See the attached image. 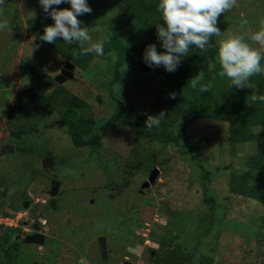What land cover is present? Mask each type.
I'll list each match as a JSON object with an SVG mask.
<instances>
[{
  "label": "rangeland",
  "instance_id": "374dc122",
  "mask_svg": "<svg viewBox=\"0 0 264 264\" xmlns=\"http://www.w3.org/2000/svg\"><path fill=\"white\" fill-rule=\"evenodd\" d=\"M87 3L93 11L78 19L99 40L109 32L117 2ZM41 14L39 0L0 5V22H9L0 31V215L19 218L17 227L0 231L11 230L18 240L36 230L46 237L41 245L0 236V264H168L182 246L197 248L191 260L183 255V264H202L208 256L212 264H264V195L230 188V179L249 168L248 182L264 188V168L249 165L264 125L250 141H234L228 123L212 120L190 125L179 146L147 139L136 133L134 115H114L120 102L149 114L164 77L124 67L116 81L115 61L99 55L86 70L76 67L72 79L56 82L63 91L52 115L21 114L20 108L17 118L15 95L29 86L31 66L56 78L66 62L28 29L27 21ZM261 19L264 0H237L219 17L222 36L214 38L219 44L229 34L256 32ZM72 95L88 102L79 115L93 116V133L103 134L98 151L76 147L68 133ZM4 145L15 151L4 153ZM46 158L53 159L51 168L44 167ZM155 168V182L143 189ZM54 180L60 182L57 202L47 209Z\"/></svg>",
  "mask_w": 264,
  "mask_h": 264
},
{
  "label": "trees",
  "instance_id": "16d2710c",
  "mask_svg": "<svg viewBox=\"0 0 264 264\" xmlns=\"http://www.w3.org/2000/svg\"><path fill=\"white\" fill-rule=\"evenodd\" d=\"M115 1L117 2L115 19L110 25L109 32L105 35L110 36V42L105 44V54L99 56L115 61L116 81L122 78L124 67L164 77L149 114L142 117L134 107L126 106L120 102L121 109L114 115L115 117L125 114L134 115L136 118L134 129L137 134L165 145L179 146L188 127L199 120L228 123L231 138L234 141H250L255 138V127L264 125V103H253L251 96L254 93L264 94V74L251 77V88H231L230 81L226 77L222 78L218 75L220 71L217 60L219 44L214 37L208 51L200 53L199 49L194 46L188 56L182 57L180 65L174 72L166 71L163 65L149 67L143 59L148 45L155 44L158 52L166 51L157 36L156 23H164L158 10L159 0ZM51 24H54V20L46 13L34 16L27 21L28 29L38 41L51 48L66 61H71L76 67L86 70L96 54L80 55L81 49L78 44L69 45L62 39H58L55 43H47L39 39L44 33L45 26ZM30 69L29 86L16 93V103L22 106L21 114L32 110L40 116H50L57 108L63 87L56 83L55 78L50 77L41 69L35 66H31ZM201 70L205 77L203 83L211 82L213 85L209 91L203 93L194 90L188 83ZM170 93H175V99L170 98ZM88 106V102L84 99L72 95L67 106L69 108L67 114L68 133L76 147L89 146L98 151L103 134L93 133L95 118L79 115L80 110ZM162 110L165 112L166 118L160 126H154L152 129L145 127L147 116L158 115ZM13 114L17 118L20 117L19 112L14 111ZM35 129L36 126L33 125L30 131H15L14 135L20 138L23 133ZM257 154L258 156H255L249 165L256 167L258 162L261 164V168H264V139L258 141ZM251 178L250 168L245 174L233 176L230 179L231 190L236 194L248 197L264 195L263 187L251 185L248 182ZM0 236L6 242L24 243V238L16 239L11 230L0 231ZM196 250V247L182 246L176 249V255L180 252L177 258L173 255L170 260L168 259V264H183L184 256L191 260ZM201 263L212 264V259L208 256Z\"/></svg>",
  "mask_w": 264,
  "mask_h": 264
},
{
  "label": "clouds",
  "instance_id": "9594fccd",
  "mask_svg": "<svg viewBox=\"0 0 264 264\" xmlns=\"http://www.w3.org/2000/svg\"><path fill=\"white\" fill-rule=\"evenodd\" d=\"M65 2L70 3L71 7L62 9L52 7ZM3 3L4 0H0V5ZM39 3L44 12L54 20V24L45 26L40 40L55 43L58 39H62L69 45L78 44L81 49L80 55L105 54L104 47L110 42V36L93 40L89 28L82 27V22L78 19V16L93 11L87 0H39ZM234 6H237V0H159L158 10L164 23H156L157 36L166 51L158 52L156 45L150 44L144 52V62L149 67L163 65L166 71L174 72L180 65L182 57L188 56L194 46L200 53L208 51L213 37L222 36V31L217 26L219 17ZM244 24H247L246 20L241 27ZM260 25V29L256 32L229 34L227 38L219 41L218 75L222 78L226 77L230 81L231 88H251V77L264 74V64H262L264 19H261ZM8 27V20L0 22V31ZM204 79L201 70L188 83L194 90L203 93L213 86L211 82L203 83ZM169 95L170 98L175 99V93ZM251 101L264 103V94L254 93ZM165 118L166 114L163 110L158 115H148L145 127L148 129L159 127Z\"/></svg>",
  "mask_w": 264,
  "mask_h": 264
},
{
  "label": "water",
  "instance_id": "95a60500",
  "mask_svg": "<svg viewBox=\"0 0 264 264\" xmlns=\"http://www.w3.org/2000/svg\"><path fill=\"white\" fill-rule=\"evenodd\" d=\"M75 68H76L75 64H73L71 61H66L64 68L62 69L61 73L58 76H56V78H55L56 82L61 84L67 79H72L74 77ZM20 108H22V106L17 105L14 107V111L18 112ZM14 151H15V146H13V145H4L3 146V152L4 153H12ZM43 165L45 168H51L53 166V159L52 158L44 159ZM158 173H159V169L155 168L152 171L149 180L143 184V189L151 186L155 182ZM59 186H60V182L54 180L52 183V190L50 191V195L52 196V198H51V201L49 203V206L51 209L55 208V206H56V202H57L56 196H57L58 191H59ZM25 206H27V205H25ZM36 228H38V227L36 226ZM24 241H25V243H35V244L44 245L46 242V237L44 234L37 232L35 234L27 235L24 238ZM100 243H101V246L105 245V237H100ZM34 264H39V263L35 262Z\"/></svg>",
  "mask_w": 264,
  "mask_h": 264
},
{
  "label": "built area",
  "instance_id": "2783aa9c",
  "mask_svg": "<svg viewBox=\"0 0 264 264\" xmlns=\"http://www.w3.org/2000/svg\"><path fill=\"white\" fill-rule=\"evenodd\" d=\"M18 216L12 214H1L0 215V228H15L18 225Z\"/></svg>",
  "mask_w": 264,
  "mask_h": 264
},
{
  "label": "flooded vegetation",
  "instance_id": "af4514ba",
  "mask_svg": "<svg viewBox=\"0 0 264 264\" xmlns=\"http://www.w3.org/2000/svg\"><path fill=\"white\" fill-rule=\"evenodd\" d=\"M51 198H52V196H51ZM51 198H50V200H49V203H50V201H51ZM28 203H29L28 201H27V202H25V203H24V206H25V205H27ZM45 208H47V209L49 208V209H50V206H49V204H48V205H46V207H45ZM36 231H37V230H36ZM36 231H34V232H33V234L37 233Z\"/></svg>",
  "mask_w": 264,
  "mask_h": 264
}]
</instances>
